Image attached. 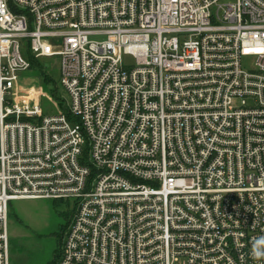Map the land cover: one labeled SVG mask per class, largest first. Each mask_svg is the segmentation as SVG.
I'll return each instance as SVG.
<instances>
[{"label": "built area", "instance_id": "1", "mask_svg": "<svg viewBox=\"0 0 264 264\" xmlns=\"http://www.w3.org/2000/svg\"><path fill=\"white\" fill-rule=\"evenodd\" d=\"M20 200L71 203L53 264H264V0H0V264Z\"/></svg>", "mask_w": 264, "mask_h": 264}, {"label": "rangeland", "instance_id": "2", "mask_svg": "<svg viewBox=\"0 0 264 264\" xmlns=\"http://www.w3.org/2000/svg\"><path fill=\"white\" fill-rule=\"evenodd\" d=\"M125 65L132 66V59L125 57ZM59 60H40L39 66L46 68L52 84H39L37 69L20 75L19 84L25 92L40 96L43 114L58 113L68 101L66 91L57 85ZM54 92V95H53ZM41 93V94H40ZM62 105V106H61ZM8 218L9 264H53L65 239V231L73 209L67 201H13Z\"/></svg>", "mask_w": 264, "mask_h": 264}, {"label": "clouds", "instance_id": "3", "mask_svg": "<svg viewBox=\"0 0 264 264\" xmlns=\"http://www.w3.org/2000/svg\"><path fill=\"white\" fill-rule=\"evenodd\" d=\"M250 255L255 261H264V235L253 240Z\"/></svg>", "mask_w": 264, "mask_h": 264}, {"label": "trees", "instance_id": "4", "mask_svg": "<svg viewBox=\"0 0 264 264\" xmlns=\"http://www.w3.org/2000/svg\"><path fill=\"white\" fill-rule=\"evenodd\" d=\"M39 61H34V60H32L31 61V63H32V65H31V69L33 68H36L37 69V77L36 78H38L37 80L39 81V84H43V86H45V85H50V84H52V80H51V78H49L47 75H46V68L44 69V68H42V67H40L39 66V63H38ZM53 95H54V92H53ZM10 211H11V209H10V207H9V213H8V218H9V215H10ZM58 256H59V253L57 254V258H58Z\"/></svg>", "mask_w": 264, "mask_h": 264}]
</instances>
